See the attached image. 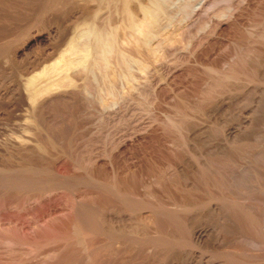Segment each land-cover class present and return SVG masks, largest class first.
Wrapping results in <instances>:
<instances>
[{"label": "rangeland", "instance_id": "obj_1", "mask_svg": "<svg viewBox=\"0 0 264 264\" xmlns=\"http://www.w3.org/2000/svg\"><path fill=\"white\" fill-rule=\"evenodd\" d=\"M181 1L128 49L116 0H0V264H264V1ZM90 27L135 77L95 83Z\"/></svg>", "mask_w": 264, "mask_h": 264}, {"label": "bare ground", "instance_id": "obj_2", "mask_svg": "<svg viewBox=\"0 0 264 264\" xmlns=\"http://www.w3.org/2000/svg\"><path fill=\"white\" fill-rule=\"evenodd\" d=\"M116 1H118L119 2V6H120V11H121V13H122V16H123V25H125L126 24V22L128 21L129 23H127V24H129L128 25V27L131 29V31L130 30H128V31H130V35H128L129 37L128 38H126L124 41V43L125 44H127L126 46H128V49H129V47H133V48H135V47H139V45H142V43H145V37H144V33H145V35L146 34H148V28L150 27V23L152 22V20L154 19V17H155V11H160V10H162V9H165V8H163V7H165L164 6V4H165V1L166 0H147V2H145L144 0H116ZM181 1V0H180ZM228 1V0H227ZM264 1V0H263ZM170 2V1H169ZM196 3V0H183V1H181V2H178V5H177V3H176V5H177V7H178V10H180L182 13H177V15H179V14H183V17H181L183 20L185 19V21H186V19L188 18V16H190V15H192V14H194V13H196V11H198V10H200L199 9V6H200V3L198 2L197 4H195ZM224 1L222 0V3H223ZM175 3L173 4L174 6H175ZM225 3V2H224ZM167 4V3H166ZM165 4V5H166ZM169 4V3H168ZM260 4V3H259ZM199 5V6H198ZM169 6V5H168ZM171 7L170 8H172V5H170ZM173 6V8L175 9L176 7H174ZM262 6H263V4H262ZM252 7V6H251ZM228 8H229V6H228ZM227 8V9H228ZM256 8V7H255ZM227 9H224L225 11L227 10ZM257 9V8H256ZM249 10V9H248ZM163 11V10H162ZM175 11V10H174ZM221 11H223V9L221 10ZM220 11V12H221ZM225 11L223 12V13H225ZM230 11H231V8H230ZM158 12H157V16L159 15L158 14ZM179 12V11H178ZM229 12V11H228ZM163 13H164V11H163ZM170 13V12H169ZM161 14H162V12H161ZM222 14V13H221ZM220 14V15H221ZM233 14V13H232ZM219 15V16H220ZM225 14H222L221 16L223 17ZM226 15H227V13H226ZM168 16H169V14H168ZM171 16V19L173 20V16H172V14L170 15ZM199 16V15H198ZM221 16L218 18L220 21H221ZM228 16H230V13H229V15ZM236 16V15H235ZM175 18H176V16H174ZM178 18V19H181V18ZM196 17V16H195ZM225 17V16H224ZM168 18V17H167ZM227 18H229V17H227ZM94 19V18H93ZM177 18H176V20H178ZM182 19H181V21H182ZM223 19H225V18H223ZM222 19V22H220V23H218V24H226L225 23V20H223ZM168 20V19H167ZM175 20V19H174ZM175 20V21H176ZM218 20V21H219ZM229 19H227V21H228ZM235 20V19H234ZM89 21H93V20H89ZM95 21V20H94ZM169 21V23L171 22V20H168ZM174 21V22H175ZM192 21V20H191ZM217 21V22H218ZM224 21V22H223ZM230 21V20H229ZM228 21V22H229ZM232 21V20H231ZM187 22V21H186ZM216 22V23H217ZM92 23V22H91ZM172 23V22H171ZM193 23V22H192ZM90 24V23H89ZM191 24V23H190ZM200 24V23H199ZM94 25V24H93ZM95 27H96V25H94ZM93 26V27H94ZM149 26V27H148ZM148 27V28H147ZM118 28V27H117ZM128 28V29H129ZM229 28V27H228ZM98 28H95V30H94V28H89L88 29V31H87V34H88V37H86V35L87 34H85V37L86 38H84L83 40H81L76 46H75V48H79V50H80V52L83 54V56H85V58L87 57H91L90 59H91V64H90V67H91V69H94V68H99L98 70H100L101 71V73L99 72V74L101 75V77L99 76V74L97 73V71H96V75L97 76H99L100 77V79H101V81H102V84H101V81L99 82V77H97V79H99V80H97V79H95V80H97V81H95V83L96 82H98V84L97 85H99V83H100V85H99V87H102L101 85H103V82H108V79H110L111 77H112V75H114V72H113V70L112 71H110L111 70V67H113V68H115L114 67V63L115 62H112L113 61V59L114 58H116V60L115 61H117L116 62V64L117 65H120L121 64V62L123 63V64H125L126 66H125V68H126V72L125 73H123L124 75H125V77H126V79H128V81L129 80H131L132 78H133V76H134V73H133V68H131L130 66H129V63L131 62V61H134V59L135 60H137V57H139V55L135 58L134 57V55H131L130 53H127V52H125L124 50H122L123 48H121L120 49V51L119 50H117L116 48H115V46H117V45H115V42H116V40H117V38L115 39V37H114V35H111L112 34V30H111V32H109L108 31V29L109 28H106V30H105V28H100L102 31H100V30H97ZM127 29V28H126ZM147 29V30H146ZM97 30V31H96ZM225 30V29H224ZM147 31V32H146ZM264 31V30H263ZM138 33H140V35L142 34L143 35V37L144 38H140L141 36H139L138 35ZM259 35H261V34H259ZM84 36V35H83ZM263 36V35H262ZM261 36V37H262ZM258 37V36H257ZM264 37V36H263ZM234 38V37H233ZM241 39V38H240ZM259 39H260V37H259ZM261 40V39H260ZM259 40V41H260ZM263 40V39H262ZM235 41H237V40H235ZM253 42V41H252ZM255 43V42H254ZM254 43H252V45L254 44ZM259 43V42H258ZM124 44V45H125ZM260 45V44H259ZM258 45V46H259ZM248 46V45H247ZM249 46H251V45H249ZM248 46V47H249ZM254 46V45H253ZM257 46V45H256ZM255 46V47H256ZM142 47V46H141ZM140 47V48H141ZM250 48V47H249ZM253 49H254V47H252ZM262 48V47H261ZM136 49V48H135ZM138 49V48H137ZM78 50V51H79ZM247 50H248V48H247ZM246 50V51H247ZM251 50V49H250ZM249 50V51H250ZM128 51V50H127ZM249 51H247V53H250ZM253 51V50H252ZM140 52V51H139ZM243 52H245V51H243ZM242 52V53H243ZM254 52V51H253ZM257 52V51H256ZM261 51H259V53H260ZM141 53V52H140ZM246 53V52H245ZM134 54H135V52H134ZM142 54V53H141ZM261 54V53H260ZM259 54V55H260ZM145 55V54H144ZM245 55H248V54H245ZM251 55H254L253 53L252 54H250V55H248L249 57H250V59H251ZM255 55H257V53L255 54ZM255 55H254V58H255ZM141 56V55H140ZM238 56V55H237ZM241 56H242V54H241ZM240 56V57H241ZM243 57V56H242ZM259 57V56H258ZM236 58V57H235ZM246 58V57H245ZM118 59V60H117ZM139 59H140V57H139ZM144 59V58H143ZM233 59V58H232ZM237 59H238V57H237ZM244 59V58H243ZM242 60V59H241ZM248 60H249V58H248ZM230 61V60H229ZM243 61V60H242ZM245 61H246V59H245ZM251 61V60H250ZM118 62H119V64H118ZM235 62H237V61H235ZM256 62V61H255ZM83 63V62H82ZM111 63H113L112 65H111ZM133 63V62H132ZM131 63V64H132ZM137 63H138V61H137ZM136 63V64H137ZM234 63V62H233ZM245 63V62H244ZM247 63V62H246ZM245 63V64H246ZM256 63H258V60H257V62ZM65 64L68 66V65H71V62L70 61H66L65 62ZM115 64V65H116ZM123 64H121V66H123ZM238 64H240L239 62H238ZM243 64V63H242ZM252 64V63H251ZM144 65H145V62H139V64H137V66H139V70L141 71V69H144ZM234 65H235V63H234ZM241 65V64H240ZM249 65V64H248ZM247 65V66H248ZM261 65V64H260ZM120 66V67H121ZM132 66V65H131ZM244 66H246V65H243V67ZM246 66V67H247ZM250 66V65H249ZM215 67V66H214ZM227 67V66H226ZM238 67V66H237ZM242 67V66H241ZM240 67V68H241ZM122 68V67H121ZM235 68V67H234ZM248 68V67H247ZM256 68V67H255ZM90 69V68H89ZM90 69V70H91ZM117 69H118V67H117ZM224 69H226V68H224ZM249 69V68H248ZM89 70V71H90ZM136 70V69H135ZM134 70V71H135ZM237 70V69H236ZM240 70V69H239ZM244 70H245V67H244ZM92 71V70H91ZM90 71V72H91ZM117 71V70H116ZM139 71V72H140ZM225 71V70H224ZM231 71H232V69H231ZM230 71V72H231ZM248 71V70H247ZM246 71V72H247ZM250 71V70H249ZM248 71V72H249ZM254 71V70H253ZM138 72V71H137ZM214 72V71H213ZM212 72V73H213ZM227 72V71H226ZM229 72V71H228ZM245 71H244V73H246ZM247 72V73H248ZM220 73V72H219ZM233 73V72H232ZM237 73V72H236ZM243 73V74H244ZM122 74V75H123ZM250 74V73H249ZM253 74V73H252ZM117 75V74H116ZM239 75H240V72H239ZM217 77H218V75H216ZM225 76V75H224ZM231 76V74H228V75H226V77L227 78H229ZM233 76V75H232ZM232 76L230 77V79L232 78ZM135 77V76H134ZM235 77V76H234ZM233 77V78H234ZM247 77H252V76H247ZM246 77V78H247ZM96 78V77H95ZM137 78V77H136ZM135 78V79H136ZM232 78V79H233ZM236 78H238V77H236ZM113 79V78H112ZM219 79V78H218ZM235 79V78H234ZM239 79V78H238ZM240 79H242V78H240ZM248 79V78H247ZM111 80V79H110ZM137 80V79H136ZM235 80H237V79H235ZM134 81V80H133ZM229 81V80H228ZM131 82V81H130ZM104 83V84H105ZM212 83V82H211ZM222 83V82H221ZM96 85V87H98ZM133 85H135V84H133ZM104 86H106V85H104ZM130 86V85H129ZM110 88V87H109ZM112 89V88H111ZM207 89V88H206ZM102 90V89H101ZM105 91H106V87H105V89H104ZM112 91V90H111ZM204 91V90H203ZM204 94V93H203ZM210 94H212V93H210ZM207 96V95H206ZM209 96V95H208ZM102 98V97H101ZM170 118V117H169ZM174 119V118H173ZM179 120V119H178ZM172 121V120H171ZM175 121V120H174ZM174 121H173V123H174ZM177 122V121H176ZM180 122V121H179ZM169 123H170V121H169ZM172 123V124H173ZM176 124V123H175ZM175 124H174V127H176L175 126ZM177 126H179V125H177ZM47 136V135H46ZM52 140V139H51ZM53 144H54V142H53ZM43 146H44V144H43ZM50 146H52L53 147V145H51V143H50ZM50 146L48 147V148H50ZM44 152V151H43ZM46 152V151H45ZM36 171V170H35ZM119 171V170H118ZM12 173V172H11ZM14 173H15V171H14ZM12 175H13V173H12ZM12 175H10V176H12ZM120 175V174H119ZM6 176H8V175H6ZM9 176V177H10ZM30 176V175H29ZM5 177V176H4ZM3 177V178H4ZM14 177H17V176H14ZM121 177V176H120ZM6 178H8V177H6ZM5 178V179H6ZM25 178V177H24ZM27 178V177H26ZM25 178V179H26ZM34 178V177H33ZM91 178H92V176H91ZM23 179V178H22ZM28 180V179H27ZM30 180V179H29ZM94 181V180H93ZM115 181V180H114ZM130 181V180H129ZM9 182V181H8ZM29 182V181H28ZM13 183V182H12ZM32 183V182H31ZM17 184V183H16ZM15 184V185H16ZM20 184V183H19ZM114 185V184H113ZM125 185V184H124ZM21 186H23L22 184H21ZM97 186V185H96ZM115 186V185H114ZM122 185H120V187H121ZM12 187V186H11ZM119 187V188H120ZM126 187V186H125ZM17 188V187H16ZM98 188H100V187H98ZM113 188V187H112ZM9 189V188H8ZM23 189V188H22ZM31 189V188H30ZM21 190V189H20ZM60 190V189H59ZM133 190V189H132ZM3 191V190H2ZM27 191H28V189H27ZM111 191V190H110ZM114 191V190H113ZM13 192V191H12ZM58 192V191H57ZM120 192H121V190H120ZM119 192V193H120ZM126 192V191H125ZM11 193V192H10ZM25 193V192H24ZM118 193V194H119ZM20 194H22V193H20ZM3 195V194H2ZM14 195V194H13ZM16 195V194H15ZM33 195V194H32ZM36 195V194H35ZM121 195V194H120ZM4 196V195H3ZM27 196V195H26ZM124 196V195H123ZM122 196V197H123ZM29 197H30V195H29ZM1 198V197H0ZM28 198V197H27ZM34 198V197H33ZM122 200H124V197H123V199ZM14 202H15V200H13ZM19 201V200H18ZM91 202V201H90ZM93 202V201H92ZM94 203V202H93ZM87 204V203H86ZM98 205H101V204H98ZM97 205V206H98ZM4 206V205H3ZM15 206V205H14ZM79 206V205H78ZM77 206V207H78ZM86 206V205H85ZM94 206V205H93ZM96 206V207H97ZM82 207V206H81ZM89 207H91V205H89ZM95 207V208H96ZM83 208V207H82ZM155 208V207H154ZM80 209V208H79ZM88 209V208H87ZM78 210V209H77ZM97 211V210H96ZM156 211H157V209H156ZM76 212V211H75ZM79 213V212H78ZM98 213V212H97ZM77 214V213H76ZM80 214V213H79ZM78 214V215H79ZM87 214H88V212H87ZM91 214V213H90ZM90 214H89V217H90ZM83 215V214H82ZM74 216V215H73ZM92 217H93V215H91ZM101 216V215H100ZM77 217V216H76ZM84 217H86V215H84ZM88 217V216H87ZM86 217V218H87ZM91 217V218H92ZM95 217V216H94ZM147 217V216H146ZM98 219V218H97ZM77 220V219H76ZM87 220V219H86ZM148 220V219H147ZM153 220V219H152ZM92 221V220H91ZM100 221V220H99ZM89 222V221H88ZM88 222H86V223H88ZM95 222V221H94ZM143 222H145V220L143 221ZM153 222V221H152ZM97 223H98V221H97ZM47 224V223H46ZM45 224V225H46ZM55 224V223H54ZM147 224V223H146ZM78 225V224H77ZM84 225V224H83ZM83 225H82V227H83ZM92 225V224H91ZM35 226V225H34ZM42 226V225H41ZM49 226V225H48ZM92 226H94V225H92ZM102 226V225H101ZM155 226V225H154ZM11 227V226H10ZM80 227V226H79ZM97 227V226H96ZM148 227H149V225H148ZM6 228V227H5ZM12 228V227H11ZM11 228H10V231H11ZM33 228V227H32ZM55 228V227H54ZM81 228V227H80ZM84 228H86V227H84ZM98 228V227H97ZM17 229V228H16ZM16 229H14V230H16ZM59 229H61V228H59ZM63 229V228H62ZM94 229V228H93ZM93 229L90 231V232H92L93 231ZM100 229V228H99ZM148 229V228H147ZM35 230V229H34ZM47 230V229H46ZM54 230V229H53ZM72 230V229H71ZM83 229H81V231H82ZM87 230H88V228H87ZM94 230H96V229H94ZM101 230H102V228H101ZM1 231V230H0ZM8 231V230H7ZM10 231H8V232H10ZM17 231V230H16ZM15 231V232H16ZM43 231V230H42ZM42 231H41V234H42ZM45 231V230H44ZM99 231V230H98ZM146 231V230H145ZM149 231V230H148ZM151 231V230H150ZM4 232V231H3ZM21 232H24V231H21ZM62 232V231H61ZM63 232H64V230H63ZM66 232H67V230H66ZM94 232V231H93ZM101 232V231H100ZM99 232V233H100ZM104 232V231H103ZM102 232V233H103ZM152 232H153V230H152ZM154 232H156L155 230H154ZM36 233V232H35ZM40 233V232H39ZM68 233V232H67ZM17 234H18V232H17ZM16 234V235H17ZM34 234V233H33ZM32 234V235H33ZM60 234V233H59ZM68 234H70V233H68ZM73 234V233H72ZM76 233H74V235H75ZM86 234H87V231H86ZM98 234V233H97ZM101 234V233H100ZM10 235H11V233H10ZM13 235V234H12ZM21 235V234H20ZM24 235H26V234H24ZM61 236H62V234H60ZM77 235H78V232H77ZM99 235V234H98ZM134 235V234H133ZM154 235V234H153ZM19 236V235H18ZM47 236H48V234H47ZM52 236V235H51ZM82 236H84V234L82 235ZM81 236V238L83 239V237ZM88 236V235H87ZM90 236V235H89ZM92 236V235H91ZM94 236V235H93ZM7 237L8 238H4V240H5V243L6 244H9V246L11 245V247L13 246L12 244L15 242V240L17 239H14L13 240V238L12 237H9L8 236V234H7ZM15 237H17V236H15ZM28 237H29V235H28ZM27 237V238H28ZM34 237V236H33ZM44 237V236H43ZM54 237V236H53ZM53 237H51V238H53ZM56 237V236H55ZM70 237V236H69ZM71 237H72V235H71ZM155 237V236H154ZM3 238V237H2ZM41 238V237H40ZM61 238V237H60ZM64 238V237H63ZM66 238V237H65ZM88 238H90V237H88ZM100 238V237H99ZM106 238H107V235H106ZM1 239V238H0ZM30 239V238H29ZM43 239V238H42ZM68 239H70L71 240V238H68ZM77 239V238H76ZM80 239V238H79ZM78 239V240H79ZM85 239H86V237H85ZM2 240V239H1ZM0 240V241H1ZM3 240V241H4ZM27 240V239H26ZM58 240V239H57ZM61 240H64V239H61ZM60 240V241H61ZM90 240V239H89ZM3 241H1V242H3ZM25 241V240H24ZM54 241H56V239H54ZM54 241L52 242V243H54ZM59 241V240H58ZM73 241H74V238H73ZM80 241V240H79ZM96 241V240H95ZM84 242H86V241H84ZM88 242V241H87ZM87 242H86V244H87ZM90 242V241H89ZM88 242V243H89ZM135 242V241H134ZM141 242V241H140ZM150 242V241H149ZM22 245H24L25 243H26V246L25 247H27V248H30L31 247V245L32 244H29V241H26V242H23L22 241ZM56 243V242H55ZM54 243V244H55ZM60 243V242H59ZM63 243V242H62ZM69 243V242H68ZM71 243V242H70ZM79 243H81V241L79 242ZM78 243V244H79ZM38 244V243H37ZM45 244H46V242H45ZM48 244H49V242H48ZM53 244V245H54ZM66 242H65V245L64 246H66ZM138 244H140V243H138ZM3 245V244H2ZM16 245V244H15ZM20 245V244H19ZM21 245V248L23 249L24 248V246H22ZM29 245V246H28ZM57 245V244H56ZM74 245V244H73ZM81 245V244H80ZM88 245V244H87ZM33 246V245H32ZM34 246H36V245H34ZM49 246V245H48ZM47 246V247H48ZM70 246V245H69ZM86 246V245H85ZM153 246V245H152ZM151 246V247H152ZM16 247V246H15ZM20 247V246H19ZM18 247V248H19ZM51 247V246H50ZM60 247H61V245H60ZM77 247V246H76ZM89 248V246H86V247H83V248H85V250H86V248ZM95 247V246H94ZM101 247V246H100ZM26 248V249H27ZM33 248V247H32ZM49 248V247H48ZM71 248V247H70ZM69 248V249H70ZM96 248V247H95ZM94 248V249H95ZM14 249V248H13ZM52 249H54V248H52ZM60 249V248H59ZM94 249H91V250H93V251H95ZM4 250H5V248H4ZM24 250H25V248H24ZM24 250H22V251H24ZM29 250V249H28ZM55 250H57V249H55ZM102 250V249H101ZM2 251V250H1ZM12 251V250H11ZM14 251V250H13ZM17 251V250H16ZM21 250H20V252H22ZM34 251V250H33ZM58 251V250H57ZM56 251V252H57ZM71 251V250H70ZM82 251V250H81ZM93 251H91V252H93ZM6 252V251H5ZM5 252H3V253H5ZM19 252V251H18ZM19 252V253H20ZM27 252H29V251H27V250H25V254L27 255ZM41 252V251H40ZM54 251H52V255L51 254H49V251H48V254L49 255H51V257L50 258H55L56 259V257L58 256V258H60L59 257V255L58 254H54L53 253ZM59 252V251H58ZM61 252V251H60ZM67 252H68V250H67ZM100 252V251H99ZM12 253V252H11ZM34 253V252H33ZM72 253V252H71ZM83 253V252H82ZM87 253V252H86ZM88 253H90V250H89V252ZM87 253V254H88ZM9 254V253H8ZM16 254V253H15ZM47 254V255H48ZM53 254H54V256L55 257H52L53 256ZM60 254V253H59ZM68 254H69V252H68ZM25 255V257L27 258V256ZM46 255V254H45ZM12 257H13V255H11ZM80 256L82 257V255L80 254ZM89 256V255H88ZM1 257V256H0ZM9 257V256H8ZM15 257V256H14ZM35 257V256H34ZM80 257V258H81ZM86 257V256H85ZM11 258V257H10ZM9 258V259H10ZM22 258V259H21ZM25 258V259H26ZM30 258V257H29ZM46 258V257H45ZM78 258H79V256H78ZM83 258V257H82ZM15 259V258H14ZM23 256L22 257H20V259L19 260H17V261H20V260H22L23 261ZM51 259V260H52ZM37 260V259H36ZM57 260V259H56ZM78 260V259H77ZM10 261H12V260H10ZM22 261H20V263H22L23 264V262ZM28 260L26 259V262H27ZM34 261V260H33ZM85 261V260H84ZM95 261V260H94ZM4 262H6V261H4ZM3 262V263H4ZM39 262V261H38ZM57 262V261H56ZM71 262V261H70ZM74 262H76V260L74 261ZM7 263V262H6ZM9 263V262H8ZM18 264H20L19 262H17ZM30 263V262H29ZM59 263H61L60 261H59ZM73 263V262H72ZM12 264H14L13 262H12ZM25 264V263H24Z\"/></svg>", "mask_w": 264, "mask_h": 264}]
</instances>
